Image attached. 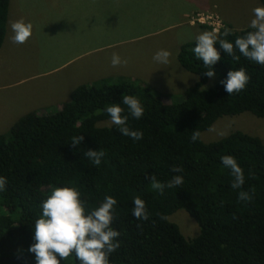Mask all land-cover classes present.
Here are the masks:
<instances>
[{
	"label": "trees",
	"instance_id": "trees-1",
	"mask_svg": "<svg viewBox=\"0 0 264 264\" xmlns=\"http://www.w3.org/2000/svg\"><path fill=\"white\" fill-rule=\"evenodd\" d=\"M9 0H0V46L5 34ZM264 7V0H258ZM209 32V27L196 25ZM225 28L232 33L224 36ZM235 29L222 21L220 39L235 43L251 31ZM196 40L182 42L175 53L179 67L196 76L182 91L180 101L164 103L161 93L147 81L124 76L101 77L78 84L53 112H28L0 133V264H36L29 251L34 225L42 217V203L54 187H75L85 202V214L107 196L113 206L111 227L120 232L119 248L109 264H264V143L255 135L233 130L217 140L193 142V131L207 130L221 116L241 112L264 118V65L240 55H227L219 42L220 60L214 69L216 82L199 89L208 76L193 49ZM243 68L250 76L245 89L228 95L221 80L230 70ZM138 98L145 111L132 117L122 95ZM119 103L128 115L127 126L142 131L140 140L123 135L106 112ZM108 122L106 126L99 123ZM84 136L73 147V137ZM88 149L104 151L99 166L84 155ZM231 155L244 172L241 188L231 187L234 177L221 157ZM173 165L182 168L173 172ZM167 184L175 175L183 184L161 193L151 188L150 177ZM241 191L249 200H240ZM145 201L148 220L132 213L134 198ZM183 210L197 227V235L185 239L167 219ZM139 225V226H138ZM60 264H80L73 253Z\"/></svg>",
	"mask_w": 264,
	"mask_h": 264
},
{
	"label": "rangeland",
	"instance_id": "rangeland-1",
	"mask_svg": "<svg viewBox=\"0 0 264 264\" xmlns=\"http://www.w3.org/2000/svg\"><path fill=\"white\" fill-rule=\"evenodd\" d=\"M257 6L263 7L258 0H9L0 46V133L25 113L22 93L32 95L35 101L34 90L42 82L40 88L48 97L67 100L69 90L78 84L120 75L154 81L162 88L160 92L171 90L170 94L161 93L164 103L180 101L182 91L196 76L179 67L177 48L208 32L190 25V16L213 13L221 22L226 20L240 29L250 24ZM21 18L32 24V35L26 43L14 44L9 39L13 34L10 22ZM160 49L171 52L167 65L153 60ZM113 53L128 63L113 67ZM216 80L215 75L208 77L202 87H211ZM15 103L17 109L12 110ZM36 109L53 112L56 102ZM213 127L216 131H210ZM219 130H239L264 143V118L249 112L217 118L201 132L200 140L219 139ZM167 220L185 239L197 235L196 225L183 210L174 211Z\"/></svg>",
	"mask_w": 264,
	"mask_h": 264
},
{
	"label": "clouds",
	"instance_id": "clouds-1",
	"mask_svg": "<svg viewBox=\"0 0 264 264\" xmlns=\"http://www.w3.org/2000/svg\"><path fill=\"white\" fill-rule=\"evenodd\" d=\"M254 18L251 19L248 27L252 29L245 36L237 37L235 43L226 39H220L216 32H203L196 37V45L193 49L194 55L201 60L207 71L205 75L213 77L215 75L212 66L220 60V52L214 46L219 42L223 51L231 56L234 61H239L240 55L236 50L249 60L264 65V7L257 6L253 9ZM32 24L25 22L23 18L10 22L12 35L9 37L14 44L26 43L32 35ZM232 29L225 28L223 35L228 36ZM171 52L165 49L158 50L153 60L167 65L170 62ZM128 61L121 59L119 54L113 53L111 65L117 67L126 65ZM250 76L243 68L230 70L227 79L221 80L228 95L239 93L245 89ZM203 86L199 91H204ZM122 103L127 106L128 113L139 119L144 114V107L140 100L133 95H122ZM125 109L115 103L106 108V112L111 118V123L118 126L119 131L133 140H140L143 137L142 131L132 130L127 126L128 115H123ZM230 127V124H229ZM210 131H216L213 127ZM217 134L226 136V130H219ZM201 136L198 130L193 131L191 140L195 142ZM84 140L83 135L73 137L71 145H80ZM84 155L91 162L99 166L104 157V151L88 149ZM225 168L231 170L234 177L231 187L241 188L244 184V172L237 160L231 155L221 157ZM173 172H181L182 168L173 165ZM151 188L155 191L163 192L165 187L173 188L183 184V176L175 175L165 185L159 182L155 175L150 177ZM7 180L0 177V190H4ZM240 200H249L248 192L241 191L238 195ZM117 203L112 196L105 197L104 201L96 208L85 214V202L81 200V194L75 187H54L50 195L42 203V217L35 221L34 243L29 251L35 254L36 264H60L61 260L68 259L73 253L80 264H109V256L115 252L120 244L117 238L120 232L111 227L113 216V206ZM138 220H148L149 212L145 201L140 197L134 198V208L132 213ZM167 219V217H161ZM139 226V225H138Z\"/></svg>",
	"mask_w": 264,
	"mask_h": 264
},
{
	"label": "crops",
	"instance_id": "crops-1",
	"mask_svg": "<svg viewBox=\"0 0 264 264\" xmlns=\"http://www.w3.org/2000/svg\"><path fill=\"white\" fill-rule=\"evenodd\" d=\"M149 83L153 86V87H155L156 88V90L159 92V93H163V94H170V93H172V91L171 90H167V91H165V90H163V92H160V89H162V88H160V87H158V85L154 82V81H149ZM44 84V82H42L39 86H36V87H38V88H36L37 90H34V98H35V101L33 100V97H32V95H28V96H26V94L23 92L22 93V95H21V93H20V95H21V97H22V99H23V105L24 106H26L25 107V113H28V112H35L36 114H42V113H44V111H37V109L36 108H38V106H46V105H49V104H51L52 102H56V108H59V106H60V104H61V102H63V100H65V97H61L60 99H56V97H54V96H50V97H48L46 94H48V93H44V92H42V89L40 88V86L41 85H43ZM41 98V99H40ZM42 102V103H41ZM11 107V106H10ZM18 108L19 109H21V106H20V102H18ZM14 109H17V105H16V103L14 104V107H13V109L12 110H14ZM24 113V114H25ZM16 120V119H15ZM14 120V121H15ZM13 121V122H14ZM12 122V123H13ZM11 123V124H12ZM10 124V125H11ZM10 125H9V127H10ZM8 127V128H9ZM7 128V129H8Z\"/></svg>",
	"mask_w": 264,
	"mask_h": 264
},
{
	"label": "built area",
	"instance_id": "built-area-1",
	"mask_svg": "<svg viewBox=\"0 0 264 264\" xmlns=\"http://www.w3.org/2000/svg\"><path fill=\"white\" fill-rule=\"evenodd\" d=\"M190 25H204L209 27L211 32H218L222 27V22L216 14L208 12H197L189 18Z\"/></svg>",
	"mask_w": 264,
	"mask_h": 264
}]
</instances>
